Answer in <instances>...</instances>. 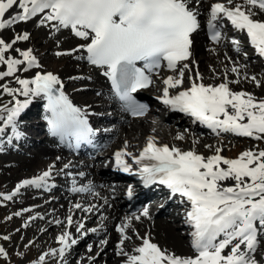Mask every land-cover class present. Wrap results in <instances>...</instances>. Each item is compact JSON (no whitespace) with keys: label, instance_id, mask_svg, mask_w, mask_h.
Returning <instances> with one entry per match:
<instances>
[{"label":"snow or ice","instance_id":"6c2138e0","mask_svg":"<svg viewBox=\"0 0 264 264\" xmlns=\"http://www.w3.org/2000/svg\"><path fill=\"white\" fill-rule=\"evenodd\" d=\"M200 2L201 0H192L190 5L189 0H0V30L28 21L48 10L40 19V24L45 21L56 22L57 30L59 27H70L74 35L90 41L80 45V48L86 49L87 59L91 64L106 67L103 74L111 80L116 94L133 115L142 114L145 105L137 103L132 93L147 88L152 83L145 69L136 66L137 62H145V68L151 72L161 66V61H166L167 68L178 70L179 75L164 79V104L190 114L213 129L222 128L226 132L231 131L256 140L264 139V99L257 102L249 93L233 92L227 83L218 86L193 83L188 90L177 95L169 93V89H175L183 83L185 70L189 68L187 63L181 62L191 57L190 37L199 28V13L195 9ZM257 7L264 13V0H244L243 3L234 5L233 0H227V4L213 3L208 22V27L212 30L211 39L214 42L220 41L221 33L214 30L213 21L223 15L235 29L246 32L256 51L264 56V21L253 18L256 13L252 9ZM14 8L20 11L10 13ZM6 13H10L7 18ZM28 39L27 32L16 35L11 43L0 39V64L7 65V71H0V80L13 76L18 71L17 66L25 63V72L38 66L32 49H15L23 59L5 56L16 41ZM232 43L237 45L239 52V41L233 40ZM231 71L237 72L238 69L233 67ZM251 79L255 81L256 77ZM16 83L21 88L0 85L3 92L15 100L12 107H0V135L10 126L16 138L21 136L17 131L16 118L30 100L20 101L15 98L16 93L25 97L30 94H44L47 97L48 108L52 112L49 120L52 135L70 131L78 137H86L91 133L92 129L82 117L81 110L73 107L62 92L54 94L56 86L60 84L56 75L50 72L44 75L37 73L31 80L17 76ZM221 115L223 119H219ZM245 118L247 122L241 123ZM220 151L217 148L216 155L206 158L194 151H181L167 145L157 146L152 138L148 139L139 158L134 159L136 163L145 159L153 163L144 164L140 175L146 184L158 182L190 202L191 210L187 217L194 227L191 246L197 255L177 256L162 250L148 238H143L142 246L135 248L137 254L129 255L126 264H259L254 253L260 243L258 235L264 230V150L244 151L236 159H227L219 155ZM126 155L130 156L131 153L123 150L115 153L116 162L123 166V171L130 170L122 160ZM221 163L227 168L221 167ZM50 175L51 168L38 177L24 180L17 186L16 192L27 185L44 187ZM226 180L235 183L233 186H222L221 182ZM71 190L84 192L89 189L73 187ZM16 192L11 195L0 193V196L11 200ZM75 207L80 208L81 205L76 204ZM143 214L147 216V209ZM135 218L139 219L138 216ZM56 223L59 224L60 221ZM67 223L72 225L71 216L67 218ZM129 226L130 220L117 227V231L121 233L120 245L130 239L124 234ZM83 227L82 223L79 224L77 231ZM91 231L95 232L96 229ZM221 235L224 238L216 242ZM69 237L68 232L58 237L59 242L64 245L59 249L61 257L64 256L65 248L70 247ZM2 238L10 239L9 236ZM76 243L75 239L71 240V244ZM229 247L230 251L225 254V249ZM56 251L53 249L51 253L55 255ZM48 254L39 257V264H43ZM121 254L127 255L122 249ZM0 255L7 256L3 247H0Z\"/></svg>","mask_w":264,"mask_h":264},{"label":"bare ground","instance_id":"6f19581e","mask_svg":"<svg viewBox=\"0 0 264 264\" xmlns=\"http://www.w3.org/2000/svg\"><path fill=\"white\" fill-rule=\"evenodd\" d=\"M206 5V1L201 0L199 6L196 8V11H198V16L201 18L203 16V9ZM12 11H20L18 8H14L13 10H10V13ZM10 13H6V17L7 18ZM36 21L34 20H30L28 22H26L24 25L22 26H13L12 28H6L3 30H0V39H4L6 43L12 42V40L14 39L13 37H15L16 35H22L23 33L27 32L29 34V39L28 40H24L23 42H19L16 41V43L13 45V47H18L21 51H27L28 49H32V54L34 56L37 57V59L39 60L40 64L43 66V72L42 73H52L53 75H56L58 77V79L64 83L65 86H69L70 84L74 83L75 80H80L78 83L81 82H85V80H91L96 84H100V83H104L103 79L97 74L94 73L93 71H82L79 68V65L81 64L80 62V58H81V53H73V55H77L79 54L80 56H75L72 59L69 60V58H67V60H64V62H60L57 65H51L48 63V58L45 55H42V53H39V48L38 46L35 44V42L37 41L38 44H41L44 42V38L48 39L47 37L43 36V38L41 37V31L40 30H36ZM40 32V33H39ZM45 35H49L50 37L54 38V35L57 36V39L61 42L57 43V46H61V45H65L69 42L72 41V39L70 37H68L67 34H55L53 32V28L48 27L46 33H44ZM53 34V35H52ZM50 41H53L50 38ZM36 42V43H37ZM49 42V41H48ZM55 41L51 42V46L54 45ZM49 44V43H48ZM47 43H45L44 47L41 48H46L48 47L49 52L48 54L54 50L52 49V47L50 45H48ZM204 46V45H203ZM225 46V45H222ZM216 47L218 46H214L210 48V51H216ZM224 47H222L223 49ZM59 49V48H58ZM218 50V49H217ZM14 54H19V52H13V50L11 51ZM193 57L196 60V67H198V72L201 75V78L203 80V84L208 86V85H216V84H221V83H227L229 89L232 91V88L235 87V91H240V92H246L251 94L255 100L258 102L261 99H264V80L261 79V77H258L256 75L255 72V67L256 65H252L254 69L252 68H241L240 71L238 72H232L231 71V67L229 65H233V63L229 60L230 58H228V53L227 50L225 51H221L218 50V52L220 53L219 58L224 57L223 54H226V59L223 63L219 62L216 63V61L214 59H211L210 61V57H208V52H204L202 50V45H201V37L200 36H196L195 37V41L193 43ZM233 55V54H231ZM55 60V59H54ZM235 60V59H233ZM239 61L241 63H244L242 59H239ZM248 62V61H246ZM78 63V64H77ZM208 63V67H206ZM229 63V64H228ZM75 64H77V66H75ZM5 68L7 69V66H5ZM218 70V71H217ZM226 72V74L223 75L224 71ZM3 71V69L1 70ZM188 72V71H187ZM18 77L21 79H25L26 73L24 71H18ZM218 73H221L220 75ZM255 76L256 80H252L251 78ZM262 76L264 77V72L262 74ZM238 81V82H237ZM90 82V81H89ZM7 83V79L6 77L2 80H0V85H5ZM74 85V84H72ZM10 88H21V86L14 84V85H10ZM77 87V86H76ZM94 86H89V87H82L80 89H78L77 91H80L81 93H85L88 92L90 90L95 91V88H93ZM72 90V91H70ZM70 90H64V95L68 98V100L72 103L73 106H75L76 108H79L81 111L83 109H87L88 110H93L94 107L98 106L99 103L96 102V100L92 99V98H85L84 100H80L82 98L79 97H73V95H76V92H74L75 89L70 88ZM163 90V89H160ZM153 92H155V89H153ZM0 93L2 95V98H5L6 96H9L7 93L3 92L2 88H0ZM20 96V93H16L15 94V98L18 99ZM15 101V100H14ZM10 102V101H8ZM4 103H6V100H1L0 101V105H3ZM230 107V106H229ZM151 114L156 115L157 117L161 118V121H166L169 120V122H172V124L174 126H179L180 123V119L175 118V119H170V115L169 114H164L162 113L160 110L157 109V107L153 106L151 109ZM241 123H246L247 122V118H245L244 121H240ZM151 124V130L147 129L146 127L143 126H138L135 124H128V125H121L119 126L117 129L120 131L116 130L114 132H111V135L114 137L115 140L118 139L117 133L118 132H122L124 134L123 140H119L120 141V145L122 146L123 144L125 145V142L128 143H143L145 141L146 138H152V137H156V135H159V131H153V129L156 127L157 123L152 120L150 122ZM175 129V128H174ZM190 129V127H189ZM193 129V128H191ZM179 129L176 128V130H172L173 133H171V135H169V132H163L166 136H167V140L169 142H178L180 143L181 146H184L185 150L189 149L192 150L194 152H196L198 155H202L204 157H209L212 155H216V149L219 148L221 151L219 153V155L227 158V159H236L240 156V154L244 151H248L251 150L253 152H258L260 150H264V139H260V140H256L253 137H251V140L255 141L256 143H249V142H245V141H241V144L237 143V142H231L230 140H212V139H208V138H200L198 142H194V140L190 141H182V140H176L174 139V136L176 134H178ZM195 130V129H193ZM127 133V134H126ZM122 134V135H123ZM184 136V134H183ZM125 140V141H124ZM118 142V141H117ZM123 143V144H122ZM127 143V145H128ZM207 144L209 145L210 149L205 148L204 146ZM134 146V144L132 143V147ZM50 154V152L47 149H40L39 150V156L36 154L35 156H33L30 159H21L19 161H14V160H7L6 158H3L0 161V177L2 178V182L3 183H10V182H14V179H20L21 177H27L29 175L34 176L39 174V172H41L42 170H44L43 168L40 170V168L42 167V160L40 159L41 156H48ZM45 165V164H44ZM41 166V167H40ZM221 166L224 168H227L226 165H223L221 163ZM40 167V168H39ZM37 169L40 170L39 172H37ZM25 170V172H24ZM37 172V173H36ZM25 173H27L26 175H24ZM111 177V180L114 182L115 181V174L113 175L112 173H110L109 175ZM116 182V181H115ZM225 187L227 186H233L234 185V181L232 180H226L225 182ZM120 190L119 186L114 187V192H110L106 195H103V193L100 195L99 197V201L97 203V205H93L91 211H82L84 212L83 215L85 214V216L87 217L84 221L85 225L90 223V221H93L94 218L100 213V212H105L103 216H101L98 220V229L95 232H91L90 236L88 237V240L90 242V246H91V250H89V248H83L80 250V256L84 255V260L81 261L79 264H86V262H88V264H99L97 263V259L94 258L93 254H95L97 248H100V252H104V258L103 260L106 262V264H112L115 263L116 259L113 258L114 253L111 250L112 246H113V236H115V232L111 234V238L108 239L106 241V243H101L99 244L98 241L92 240L91 238L93 236H100L103 234L104 230L108 229V222H110V220H120L119 214L117 213V210H124V211H128L127 209H125V205H126V201L124 199V197L122 196L123 193L121 195H119L116 191ZM110 195H113L115 198H109ZM70 196V194L68 192H64L62 194V197L59 199V201H56V206L57 208L55 209V211H53V208L51 209L52 211L50 212H56L54 215V221H58L61 217V214H63V212H81L80 208H75V207H69L70 210L69 211H65L64 208H66L67 205V200L68 197ZM31 197L29 195H25L22 194V198L15 203V207H18L19 213L20 215L24 216L23 217V221L25 222L24 226H31L30 228V234H33V231L36 227L38 223L34 222V220L29 219L28 216V212L25 213V210L27 207H24L25 205L23 204L24 202H30ZM66 201V202H63ZM50 201H52V199H50ZM94 200H92L91 202L88 203V206L86 209H89V204L92 203ZM103 202L106 203H111V207L110 209H106V204H103ZM13 203L9 202L5 207H7L8 205H12ZM49 203L43 204L42 206L48 205ZM33 205V203L29 204ZM102 205V206H100ZM91 206V204H90ZM150 206V205H149ZM148 206V207H149ZM10 207V206H9ZM24 209V210H23ZM15 210V208H14ZM35 212L37 211H41L40 214H44L43 212L44 209L38 207L37 209L34 210ZM96 211L95 214H93V212ZM34 212V214H35ZM61 212V214H59ZM38 213V212H37ZM32 215V214H31ZM128 217V216H127ZM11 219V218H10ZM17 220V219H16ZM119 223H121L122 221H118ZM167 222V223H165ZM64 221H62L61 226L63 225ZM181 225V224H180ZM179 225V222L177 220V218L175 216H169L167 219L164 220V222L162 221H150V222H146V220H142V219H136V222H133L130 227L127 228V232L129 233L130 230H132L135 234V236L137 238L141 237V240L143 238H148L149 240H151L153 243H156L158 246H160L163 250H166L168 253H172L175 254L177 256H187V253L189 252V249L187 247V242L185 241L186 236L184 235V233L182 232L183 229L181 228V226ZM88 226V225H87ZM112 226L109 227V229H111ZM54 230V229H53ZM145 230H148L149 232H152V235H149ZM42 233H40L38 236H36V238H38L41 243H47L50 244V242H52L51 239V233L50 231H52L51 226H48L47 228H44L41 230ZM20 232V231H19ZM18 234V233H17ZM127 234V233H126ZM134 237L132 239L133 242H137V238ZM35 238V239H36ZM97 240V239H96ZM117 240V237L115 236V241ZM96 242L98 243L96 246ZM41 245V244H40ZM125 243H123V245L120 246V250L125 247ZM94 251V252H93ZM124 251H127L126 249H124ZM91 252H93L91 254ZM128 252V251H127ZM132 252H128V254H130ZM75 256V255H74ZM127 256V255H126ZM73 258V257H72ZM80 259V258H79ZM114 261V262H113ZM127 261V260H123ZM60 264H73L71 262V259L69 260H63L61 259Z\"/></svg>","mask_w":264,"mask_h":264},{"label":"rangeland","instance_id":"374dc122","mask_svg":"<svg viewBox=\"0 0 264 264\" xmlns=\"http://www.w3.org/2000/svg\"><path fill=\"white\" fill-rule=\"evenodd\" d=\"M40 34H41L42 38H43V36L48 37V39H45V38L43 39L45 43H49L48 41L51 38L53 41H55L53 43L55 47H56V45H58L57 43L61 44V42L57 39L56 35H54V38H53L47 34L45 35L44 32H42V31ZM53 41H51V42H53ZM36 42H35V44L39 48V53H42V55L47 56V58L49 55V58H48L49 64L57 65L61 61L59 59H55V60L50 59L51 55H50V53L48 54L50 49H48V47L41 48V47L45 46L44 42L41 44H38V42L37 43ZM62 49H64V48H62ZM63 60H65V59H63ZM206 67H208V63L206 65ZM204 147L210 149L208 144H207V147H206V145ZM42 164L43 165H41V166H44L45 162L42 161ZM24 172H25V170H24ZM15 180L16 179H14V181ZM0 182H2L1 177H0ZM4 185H6V183H4ZM1 186H2V183H0V187ZM8 188L9 187H7L5 189H8ZM4 204H6V202ZM12 207H14V206H10V207H8V209H0V247H3L7 253V256L0 255V264H39L37 262V259H35L39 250H37L36 249L37 247H35V245L33 243H31V240H33L34 237L30 238L27 236H23L22 235L23 232L20 230H17L16 232L13 233V231L16 227L17 228L20 227V225L22 224V221L19 218H17V220L13 219L11 213L13 214L16 211V208L14 210V208H12ZM9 210H11V212ZM4 236H9L10 239L4 240L2 238ZM36 239H38V238H36Z\"/></svg>","mask_w":264,"mask_h":264}]
</instances>
